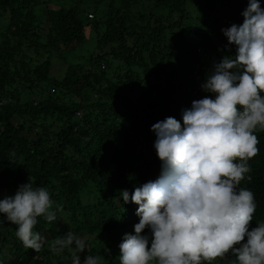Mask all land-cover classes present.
Instances as JSON below:
<instances>
[{
  "label": "trees",
  "instance_id": "obj_1",
  "mask_svg": "<svg viewBox=\"0 0 264 264\" xmlns=\"http://www.w3.org/2000/svg\"><path fill=\"white\" fill-rule=\"evenodd\" d=\"M67 1L49 9L41 0H0V199L31 180L62 209L54 222L38 218L34 232L49 244L68 231L85 241L83 253L66 250L67 264L74 252L82 264L86 255L119 264V244L140 219L120 192L161 170L151 127L167 117L183 124L182 110L207 95L206 76L230 55L221 30L243 23L248 0H190L192 21L188 0ZM90 38L84 62L61 59ZM53 58L65 64L59 79L50 75ZM254 134L259 153L240 184L254 194L250 230L264 223V130ZM16 230L0 214V264H60L46 243L25 248Z\"/></svg>",
  "mask_w": 264,
  "mask_h": 264
},
{
  "label": "clouds",
  "instance_id": "obj_2",
  "mask_svg": "<svg viewBox=\"0 0 264 264\" xmlns=\"http://www.w3.org/2000/svg\"><path fill=\"white\" fill-rule=\"evenodd\" d=\"M243 23L221 31L225 48L235 54L214 63L201 85L206 95L174 117L152 125L154 148L161 161L158 178L122 190L123 202L138 205L135 234L119 244V264H212L231 253L232 264H264V223L251 228L256 210L254 194L240 187L251 171L249 160L259 153L254 134L264 130V8L248 0ZM214 97V98H213ZM247 179L250 181L251 176ZM47 189L28 183L14 195L0 199L3 219L17 227L23 246L39 252L46 238L34 232L43 218L57 219ZM145 229L147 235L143 234ZM85 241L68 231L50 250L62 254L69 247L79 253ZM105 255L111 250L105 245ZM101 256L86 255L83 264H101ZM71 264H82L72 255Z\"/></svg>",
  "mask_w": 264,
  "mask_h": 264
},
{
  "label": "rangeland",
  "instance_id": "obj_3",
  "mask_svg": "<svg viewBox=\"0 0 264 264\" xmlns=\"http://www.w3.org/2000/svg\"><path fill=\"white\" fill-rule=\"evenodd\" d=\"M47 8L49 9H56L58 7H66L69 5L68 1L67 0H41ZM196 6L195 4L188 0L186 5H185V12L187 14V17L189 18V20H193L194 19V16H195V13H196ZM88 11H90L88 9ZM88 14H92L90 12H88ZM43 27H45V24L42 25ZM231 47V52H228L230 55H234L235 54V48L233 46H229ZM94 52V42H93V39L90 38V39H87L85 40L83 43H81L78 47H76L75 50H73L72 52H70L69 54H66V53H63V55H61V59L64 60L65 63H70V64H74V63H80V62H84L85 59L88 58V56ZM203 58H205V55L202 56ZM210 61L211 64L213 61L212 58H210ZM64 62H60L57 58H53L51 60V68H50V75L54 78H57L59 79L61 76H63V73L65 71V64ZM83 64V63H81ZM202 94H206L205 92H202ZM209 93H207L208 95ZM78 117H81V114L79 113L77 115ZM12 122H16V119H13ZM149 234V233H147ZM103 237V235H98V236H91L88 238V242L90 240H92V238L94 239V241L96 242V239H101ZM49 243H46L45 244V247L47 248H50L49 247ZM68 251H71L72 248H68L66 249ZM66 250L64 253L62 254H56V256L58 257V261L60 264H67V261H66ZM236 259V258H235ZM234 259V260H235ZM232 260H233V256L232 255H227L226 257L224 258H221V263L220 264H232ZM52 262H55L54 259H52Z\"/></svg>",
  "mask_w": 264,
  "mask_h": 264
},
{
  "label": "built area",
  "instance_id": "obj_4",
  "mask_svg": "<svg viewBox=\"0 0 264 264\" xmlns=\"http://www.w3.org/2000/svg\"><path fill=\"white\" fill-rule=\"evenodd\" d=\"M91 17H92V15H90V14L87 15V18H91ZM193 100H195V99H193ZM193 100H192V101H193Z\"/></svg>",
  "mask_w": 264,
  "mask_h": 264
}]
</instances>
